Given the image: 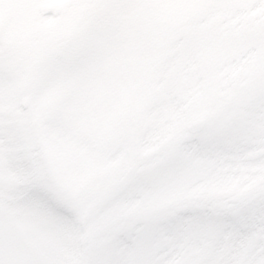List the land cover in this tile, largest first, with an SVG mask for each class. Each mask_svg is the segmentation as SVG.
<instances>
[{
  "label": "snow or ice",
  "instance_id": "6c2138e0",
  "mask_svg": "<svg viewBox=\"0 0 264 264\" xmlns=\"http://www.w3.org/2000/svg\"><path fill=\"white\" fill-rule=\"evenodd\" d=\"M0 264H264V0H0Z\"/></svg>",
  "mask_w": 264,
  "mask_h": 264
}]
</instances>
